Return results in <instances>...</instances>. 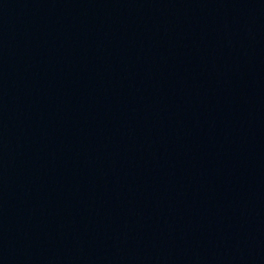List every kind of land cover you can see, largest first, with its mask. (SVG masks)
Here are the masks:
<instances>
[{
	"label": "water",
	"instance_id": "obj_1",
	"mask_svg": "<svg viewBox=\"0 0 264 264\" xmlns=\"http://www.w3.org/2000/svg\"><path fill=\"white\" fill-rule=\"evenodd\" d=\"M0 264H264V0H0Z\"/></svg>",
	"mask_w": 264,
	"mask_h": 264
}]
</instances>
